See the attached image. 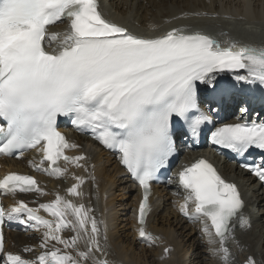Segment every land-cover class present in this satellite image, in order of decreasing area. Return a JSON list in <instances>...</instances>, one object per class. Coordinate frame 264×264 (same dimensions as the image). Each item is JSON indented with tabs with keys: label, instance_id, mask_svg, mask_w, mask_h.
I'll return each mask as SVG.
<instances>
[{
	"label": "snow or ice",
	"instance_id": "6c2138e0",
	"mask_svg": "<svg viewBox=\"0 0 264 264\" xmlns=\"http://www.w3.org/2000/svg\"><path fill=\"white\" fill-rule=\"evenodd\" d=\"M99 9L98 0H0V155L19 158L35 149L40 159L29 161L30 166L57 179L69 174L68 165L88 172L86 155H65L66 150L79 148L57 130L58 117L69 118L76 131L91 133L103 148L114 151L139 185L136 236L152 247L161 238L147 230L150 185L177 151L174 135L179 131L195 140L202 126L214 123L209 113L218 114L220 108L211 101L207 112L200 108L201 93L207 88L217 96L242 85L264 90V44L243 43L227 32L219 33L226 37L221 41L175 26L145 36L106 19ZM202 14L207 15L193 13ZM129 19H135L131 11ZM57 22H66L62 32L51 30ZM149 28L156 30L155 25ZM224 73L231 74L235 84L218 91L217 78ZM209 140L241 158L251 149L264 153V119H249V108L242 104L235 121L215 126ZM240 167L264 183V156ZM71 178L75 182L66 193L82 201L86 178L75 173ZM88 178L95 181L94 175ZM168 182L183 190L177 209L189 222L201 225L209 254L219 264H234L228 245L231 241L239 247L235 228L251 227L238 186L204 158L182 166L175 181ZM0 192L47 195L33 176L15 172L0 179ZM41 210L50 219L41 216ZM5 221L41 232L42 250L33 260L5 252L0 232V253L7 264H117L109 259L107 232H101L104 221L83 202L59 193L35 208L16 200L7 208L0 205V226ZM66 231L72 234L65 237ZM163 251L162 260L172 249ZM244 264L264 261L248 255Z\"/></svg>",
	"mask_w": 264,
	"mask_h": 264
},
{
	"label": "bare ground",
	"instance_id": "6f19581e",
	"mask_svg": "<svg viewBox=\"0 0 264 264\" xmlns=\"http://www.w3.org/2000/svg\"><path fill=\"white\" fill-rule=\"evenodd\" d=\"M102 2L107 6L105 4L106 0H102ZM137 3L138 7L127 8L125 7V5H128L126 1H116L111 2L109 7L114 17L125 22H128L127 17L131 11L135 19L130 23H136L138 27L135 30L147 33L146 35L153 34V32H155L154 35L162 34L169 28L179 27L182 23L193 25L202 22L211 23L222 30V32L229 31L230 24L238 26H244L245 24L257 25L255 26L256 28H264V0H137ZM246 5H249L250 8L246 7ZM196 12L207 13V15H193ZM117 13L122 17H117ZM185 13L188 15L185 16ZM173 16L182 18L174 20L172 23H165L168 19L171 20ZM225 16L232 17V19H225ZM240 17H243V19H240ZM149 25H155L156 30H151ZM185 28L191 30L199 29L194 26ZM61 30L62 27H60L59 32ZM260 32L241 30L238 33L264 41L262 39L264 33ZM223 76L220 75L219 79H222ZM75 142L78 145L86 143L85 139L81 138H76ZM86 145L85 151H89L92 155L89 158L88 165L95 164L94 175L96 179L95 182L85 179V183L81 186V190L84 193L82 201L78 198L69 197L66 193V189L75 182L71 178V174L79 175V172H75L71 165H68V175L60 180H53L47 178L46 174H35V171L27 165L26 161L11 162L18 172L34 173L39 183L44 181L42 188L47 195L28 197L35 207L39 203L51 201L55 198L56 193L65 196L67 199H72L75 203L83 202L86 206L92 207L96 218L104 221V224L101 225V232L102 235L105 230L107 232L109 259L115 260L117 264H219V261L208 252L209 245L200 231L201 225L199 223L193 224L188 220L186 222L180 215L177 203L181 202L182 198L174 196V190H165L164 188L161 191H156L158 200L149 216L147 230L154 236H159L161 240L152 247L142 245L143 243L137 239L134 221L130 217L131 208L135 205L138 197L137 194L132 187L127 185L124 173L117 167L112 157L104 158L102 153L97 152L95 149H92L95 153L93 155L90 151V145ZM83 152L84 150L82 149H76L71 151L68 156L80 155ZM27 160L36 162L37 158L33 153L27 157ZM81 172L85 173L83 169ZM235 175L242 178V174L238 172H235ZM233 177L234 175L232 174L229 176V178ZM243 181L248 185L251 179L246 178L244 175ZM255 187V185H252V188ZM241 193L246 202L245 216L248 218L251 227L247 230L244 229L245 232L241 233L237 225L234 235L240 242L239 246L247 249L249 255H253L257 261H262L264 257L262 255L264 254V209L261 200H259L260 195L258 192L254 193L256 200H258L256 202L257 208H259V213L255 216L248 209L251 202L249 193L246 190H242ZM39 214L50 219L43 210ZM260 225L263 233H258L257 235L254 230ZM71 234L70 231L63 233L65 237ZM37 235L29 238L30 235L11 233L6 237L7 251L12 254H19L26 260L35 259L42 251L39 248L41 232ZM246 235L249 238L245 237ZM260 243L262 251L256 250ZM12 244H16L14 251L11 250ZM25 247L31 248L32 251L25 252ZM58 247L60 246L58 245ZM165 247L171 248L172 251L162 260L160 257L164 255L163 249ZM255 250L256 254H254ZM4 263H7L6 259Z\"/></svg>",
	"mask_w": 264,
	"mask_h": 264
},
{
	"label": "rangeland",
	"instance_id": "374dc122",
	"mask_svg": "<svg viewBox=\"0 0 264 264\" xmlns=\"http://www.w3.org/2000/svg\"><path fill=\"white\" fill-rule=\"evenodd\" d=\"M255 26H257V25H252V27H249V25L248 24H245L244 25V28H249V29H251V30H257V31H264V28L263 27H260V28H256ZM253 202H251V204H252ZM248 209L249 210H251L253 213H254V215L255 216H257L258 215V213H259V209L257 208V207H254V205H251V206H248ZM254 232L258 235V233H263V230L261 229V225L258 227V228H256L255 230H254ZM245 237H248L249 238V236L248 235H246ZM261 243L259 244V246H257V249L256 250H259V251H262L261 250ZM237 250L233 253V258H234V262L236 263V264H242L243 262H244V260H243V258L244 257H246V256H248L249 255V253H248V251H247V249H244V247H235ZM238 248H239V250H238ZM256 250L254 251V254H256ZM245 251V252H244ZM264 253V252H263ZM259 255V254H258ZM262 255H264V254H262ZM262 260V259H261ZM262 261H264V257H263V260Z\"/></svg>",
	"mask_w": 264,
	"mask_h": 264
}]
</instances>
